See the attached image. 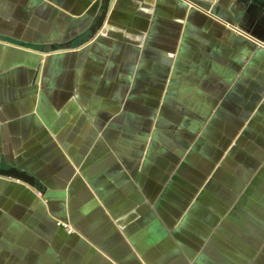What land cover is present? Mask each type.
Masks as SVG:
<instances>
[{
  "label": "crops",
  "instance_id": "crops-1",
  "mask_svg": "<svg viewBox=\"0 0 264 264\" xmlns=\"http://www.w3.org/2000/svg\"><path fill=\"white\" fill-rule=\"evenodd\" d=\"M100 13L0 0V264H264V0Z\"/></svg>",
  "mask_w": 264,
  "mask_h": 264
},
{
  "label": "water",
  "instance_id": "water-1",
  "mask_svg": "<svg viewBox=\"0 0 264 264\" xmlns=\"http://www.w3.org/2000/svg\"><path fill=\"white\" fill-rule=\"evenodd\" d=\"M110 0H101V13L99 17L97 18L94 26L91 28L92 32H95L97 28H100L103 24V21L105 19V16L108 11ZM0 175L4 176H10V177H16L18 179H22L25 182H28L30 184H34V178L26 173L25 171L19 170L17 168L11 167V168H0Z\"/></svg>",
  "mask_w": 264,
  "mask_h": 264
},
{
  "label": "built area",
  "instance_id": "built-area-1",
  "mask_svg": "<svg viewBox=\"0 0 264 264\" xmlns=\"http://www.w3.org/2000/svg\"><path fill=\"white\" fill-rule=\"evenodd\" d=\"M169 56L170 57H173L174 56V53H170ZM63 226L66 227V228H68L69 231L72 230L67 223H63Z\"/></svg>",
  "mask_w": 264,
  "mask_h": 264
}]
</instances>
